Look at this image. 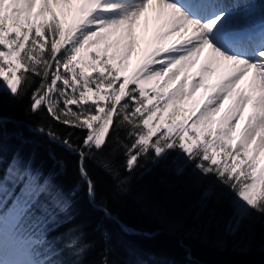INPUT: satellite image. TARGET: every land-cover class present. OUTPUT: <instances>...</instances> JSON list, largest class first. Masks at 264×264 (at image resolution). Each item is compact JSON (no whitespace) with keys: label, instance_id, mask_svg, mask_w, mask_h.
Instances as JSON below:
<instances>
[{"label":"snow or ice","instance_id":"obj_1","mask_svg":"<svg viewBox=\"0 0 264 264\" xmlns=\"http://www.w3.org/2000/svg\"><path fill=\"white\" fill-rule=\"evenodd\" d=\"M57 7L72 17L66 26ZM256 8L232 0H0V92L17 99L31 89L33 113L43 109L85 133L81 144L71 132L62 141L51 130L46 135L78 154L94 207L100 208L84 161L116 133L100 166L117 187L125 183L120 167L130 173L141 157L159 164L176 152L202 179L215 178L198 202L206 207L223 198L225 231L235 234L264 216V7L257 31L242 23ZM149 9L157 22L153 42L128 73L136 29ZM118 155L124 159L115 166ZM69 208V197L42 172L8 168L0 175V264H110L103 253L100 260L83 258L95 242L76 236L58 248L46 239L54 210ZM65 251L75 258H61Z\"/></svg>","mask_w":264,"mask_h":264},{"label":"trees","instance_id":"obj_2","mask_svg":"<svg viewBox=\"0 0 264 264\" xmlns=\"http://www.w3.org/2000/svg\"><path fill=\"white\" fill-rule=\"evenodd\" d=\"M37 84L38 80L32 89ZM30 95L31 89L17 99L0 92V116L5 118L0 120V175L14 165H26L52 179L55 189L69 197L70 208L65 213L54 210L55 223L46 233V239L58 248L79 236L84 243L95 242L83 257L86 261L100 260L103 253L110 264H264V216L245 221L235 234L226 233L229 209L223 198L217 202L214 197L206 207L198 202L215 178L202 179L193 165L177 159L176 152L159 164H153L150 156L141 157L130 173L120 167L125 183L117 187L100 166L113 133L108 147L84 161L100 208L91 205L79 176L78 154L46 135L51 130L62 141L71 132L72 142L81 144L83 133L56 122L43 109L33 113ZM41 127L45 134L39 131ZM126 132L120 130L122 140ZM123 159L118 155L114 165ZM177 168L182 171L178 173ZM216 187L223 189L219 184ZM61 258L75 257L65 251Z\"/></svg>","mask_w":264,"mask_h":264},{"label":"rangeland","instance_id":"obj_3","mask_svg":"<svg viewBox=\"0 0 264 264\" xmlns=\"http://www.w3.org/2000/svg\"><path fill=\"white\" fill-rule=\"evenodd\" d=\"M250 4L251 3L247 2L246 0L241 2V5H246L248 7L251 6ZM255 4L258 8V12L254 16L250 17L248 20H245L247 22L253 23V25H254V22L259 19V6L264 7V0H255ZM75 7H76V4L73 3V5H71V8L75 10ZM56 11H57V15L61 23L66 26L71 21V18H72L71 15L70 14L67 16L61 15V10L58 7L56 8ZM237 11H244V7L238 8ZM46 18H50V17H46ZM243 22L244 21H242V23ZM156 28H157V22L155 21V18H154V12L152 9H149V11L145 14V16L141 18L140 24L136 29V40H137L138 47L133 51L132 56L128 62V73H131L138 66V64L142 60L144 51L151 47L153 38L156 32ZM143 48L145 49L143 50ZM196 94H197V97H199L201 93L197 92ZM1 119H5V118L0 116V120ZM28 130L33 131L32 127H28ZM80 132L83 133V137H84L85 133L82 131ZM58 144L61 145V143H58ZM261 162L264 163V156L261 157Z\"/></svg>","mask_w":264,"mask_h":264},{"label":"bare ground","instance_id":"obj_4","mask_svg":"<svg viewBox=\"0 0 264 264\" xmlns=\"http://www.w3.org/2000/svg\"><path fill=\"white\" fill-rule=\"evenodd\" d=\"M232 2H237V0H232ZM256 29H258V25H254V27H253V30L254 31H256ZM141 46V45H140ZM142 47V46H141ZM145 48H143V50H144ZM201 60H202V58H201ZM200 60V61H201ZM197 67V66H196ZM192 73H196V69L195 70H192ZM196 96H197V94H196ZM220 115V114H219ZM242 123V122H241Z\"/></svg>","mask_w":264,"mask_h":264},{"label":"water","instance_id":"obj_5","mask_svg":"<svg viewBox=\"0 0 264 264\" xmlns=\"http://www.w3.org/2000/svg\"><path fill=\"white\" fill-rule=\"evenodd\" d=\"M61 145H62V143H61Z\"/></svg>","mask_w":264,"mask_h":264}]
</instances>
